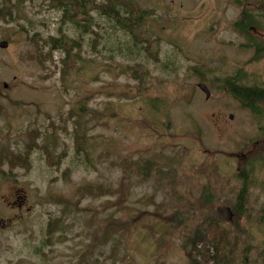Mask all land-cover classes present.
Masks as SVG:
<instances>
[{
    "label": "rangeland",
    "instance_id": "rangeland-1",
    "mask_svg": "<svg viewBox=\"0 0 264 264\" xmlns=\"http://www.w3.org/2000/svg\"><path fill=\"white\" fill-rule=\"evenodd\" d=\"M129 1L141 48L95 12L98 44L50 0H0V264H264V119L223 86L264 88V55L234 29L248 12L264 45V0ZM61 34L69 64L49 48Z\"/></svg>",
    "mask_w": 264,
    "mask_h": 264
},
{
    "label": "trees",
    "instance_id": "trees-1",
    "mask_svg": "<svg viewBox=\"0 0 264 264\" xmlns=\"http://www.w3.org/2000/svg\"><path fill=\"white\" fill-rule=\"evenodd\" d=\"M50 1L53 3V8L61 12V24L69 23L77 29L81 35L91 33L92 41L95 44L99 43L100 38L98 34H94L93 30L95 22L90 15L94 12L98 16L113 23L115 28L123 31L130 38L135 47L139 46V48H141L144 43L148 42L147 35L144 34L146 29V17L142 11L139 10L138 6L129 0H106V3L104 4H96L93 0ZM261 15L264 17V4H262ZM258 23L259 22L255 21L248 12H242L240 20L234 24V29L243 38L245 43H247V46L254 49L255 57L260 59L264 55V45L258 40V38H255L256 36L254 37L253 34V31L259 30L260 28L263 29ZM75 47H77L76 42L68 39V37L62 34L57 38L49 39V48L51 49V52L61 49L65 55V61L68 64L70 59L73 58L72 53ZM141 50H145V48L143 47ZM63 67L65 70L62 72V77L67 76L69 68H72L70 66L68 67L65 63ZM240 77L239 74H236L234 77L226 80L223 86L229 95L236 100L242 108L248 110L260 119H264V88L246 87L241 84ZM77 140H82V138L78 136ZM30 143L28 150L25 151L26 156L9 153L8 163L11 164V166H21L23 168L28 167L27 157L29 151L38 148L36 145V139H31ZM76 152L84 153V144H80L76 148ZM136 169L140 176L146 177L149 171V164H138ZM248 175L249 173L244 171L237 175V179L242 183L236 196L237 206L235 209L238 211L244 206L247 197ZM209 226V228H206V231L209 234V240L214 251V256L216 254L219 255L223 249L222 244L224 243V238H226L227 235L224 232L225 230L220 226L216 224H211ZM262 255L264 256V248L262 250Z\"/></svg>",
    "mask_w": 264,
    "mask_h": 264
},
{
    "label": "water",
    "instance_id": "water-1",
    "mask_svg": "<svg viewBox=\"0 0 264 264\" xmlns=\"http://www.w3.org/2000/svg\"><path fill=\"white\" fill-rule=\"evenodd\" d=\"M6 47H7V43L6 42H1L0 43V48L1 49H5ZM197 88L200 90L201 93L204 94L206 100L210 97V93H209L207 87L204 84H199L197 86Z\"/></svg>",
    "mask_w": 264,
    "mask_h": 264
},
{
    "label": "flooded vegetation",
    "instance_id": "flooded-vegetation-1",
    "mask_svg": "<svg viewBox=\"0 0 264 264\" xmlns=\"http://www.w3.org/2000/svg\"><path fill=\"white\" fill-rule=\"evenodd\" d=\"M18 203H20V202H18Z\"/></svg>",
    "mask_w": 264,
    "mask_h": 264
}]
</instances>
